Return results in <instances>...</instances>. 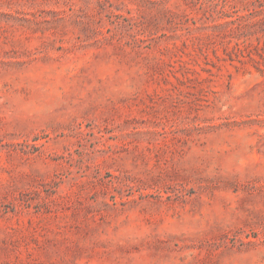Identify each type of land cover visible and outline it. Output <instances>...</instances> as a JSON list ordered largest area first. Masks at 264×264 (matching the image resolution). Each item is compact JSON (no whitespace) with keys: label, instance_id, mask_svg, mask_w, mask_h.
<instances>
[{"label":"rangeland","instance_id":"374dc122","mask_svg":"<svg viewBox=\"0 0 264 264\" xmlns=\"http://www.w3.org/2000/svg\"><path fill=\"white\" fill-rule=\"evenodd\" d=\"M0 264H264V0H0Z\"/></svg>","mask_w":264,"mask_h":264}]
</instances>
